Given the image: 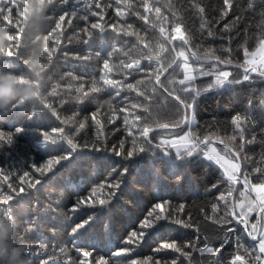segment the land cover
Wrapping results in <instances>:
<instances>
[{"label": "trees", "instance_id": "16d2710c", "mask_svg": "<svg viewBox=\"0 0 264 264\" xmlns=\"http://www.w3.org/2000/svg\"><path fill=\"white\" fill-rule=\"evenodd\" d=\"M36 2L40 5V10H30V18L27 21L36 40L24 41L22 44L24 57L28 56L29 48L40 43L41 35L51 32L59 15L64 11L71 13L73 9H83L88 0H68L67 4L56 3L54 11L50 10L51 5L48 4V0H36ZM10 3L15 8L16 5H27L29 0H10ZM101 3H114V0H101ZM160 3L164 7L169 3V0H160ZM172 3L180 10L184 24L193 34L192 46L194 50L198 49L202 56L205 51L211 49L215 55L232 61L230 64H225L226 67H222L216 65L215 62H196L190 58L189 64L193 67L192 75L195 76L191 87L199 89L201 94L195 99L184 92H179V95L187 98L188 102L194 105L190 110H192L195 125L189 130L186 124L181 131L154 133L152 134L154 137L153 146L149 151L140 153L130 160H124L111 156V146L114 144L118 146L122 139L126 140V146H131L128 143L131 138L126 136L123 120L125 114L121 113L120 119L115 122H108L111 111L105 106L101 110L103 115L98 117L104 121L103 136H100L99 140L101 143L107 144L109 151L103 155L111 156V161H102L98 159L102 155L101 153L81 147L77 153L73 154L74 159L61 162L58 171L40 177L42 183L36 189H28L16 197L12 202L16 225L0 217V250L3 251V255L0 256V264H17L19 260L29 264L32 259L35 260V264H39L40 259H47L50 256L56 258L50 264H64L68 257H71V264H79V261L84 257L80 255L77 244L85 247L92 243L96 245L93 250L94 257L105 256L111 260V264H120V261L127 258L113 257L112 253L118 248L125 247L122 242L123 237L138 227L140 221L155 203L165 201L170 204L173 216L190 223L192 227L184 228L168 223L165 229L156 232L147 239V243L136 248L133 253L134 258L143 260L151 256L154 261L155 259L178 257L177 264H216L220 257L212 256L206 251L201 253L193 248L185 249L191 253L190 259H186L170 250L155 253L153 249L163 242H175L180 246L191 243L195 248H204L205 245L220 248L227 237L228 243H224L222 248V256L226 264L236 251L237 241L249 248L255 245L256 242H251L242 227L235 223L224 227L213 223V219H219L224 215V204L218 201L217 197L227 188V182L218 165L207 161L201 154L199 160L193 163L190 173L186 174L176 167L179 161L174 162L175 154L170 147L167 150L172 153L169 156L172 161L164 156L162 150L154 146L160 143L161 137L178 136L190 132L192 137L201 139L206 137L212 141L222 139L230 146L238 147L242 130L245 140H252L255 137L254 142L246 143L244 147L242 155L250 157V159L244 164L243 174L248 175L253 183L264 181V175L253 171L260 167L261 172H264V106L259 102L260 97L264 95V78L249 73L252 79L248 81L204 91L215 80L216 74L221 69L231 72V79L242 80L244 67L239 65H243L245 60V48L248 50L247 59H249L251 53L259 48L260 37L264 35V24L261 23L264 19L262 17L264 0H232L233 7L223 18L221 17L223 0H195V3L204 7L203 14L192 7V0H172ZM250 3L254 4L251 9L248 7ZM97 11L99 10L97 9ZM80 14L83 13H78V15ZM48 16L51 17L49 21ZM237 16L241 17L239 21L236 20ZM67 19H71V24L65 22L63 36L57 34L56 38L61 42V46L53 54V65L48 71V76L51 79L49 80L46 76L47 83L43 92L48 102L60 112L61 116H71L74 112H79L80 115L77 119L82 120L85 116L89 117L88 126L75 137V140L81 146L91 145L97 140L98 129L91 122L90 112L94 111L97 105L77 104L72 99L76 95L75 87L83 83L85 89H89L93 79L98 81V86H102L103 81L99 77L102 74L103 60L107 58L108 52L112 51V45L121 51L112 53L110 66L118 64L120 60H128L124 51L131 47V43H135V37L117 35L111 31L109 26L120 20L115 16L114 9L111 8H105L104 21H101L98 16H89L87 23L79 19L78 16L67 17ZM128 20L138 27H144L142 21L137 20L134 16H129ZM0 23L9 24L7 20L0 21ZM16 23L22 27L25 23V11L22 10L18 15ZM92 23L103 24L104 31L92 29ZM201 23H205L204 29H201ZM225 25H228L227 29ZM85 27L89 28L90 36L83 33L82 29ZM11 31H16V24L11 26ZM209 31L212 33L211 36L208 35ZM105 41L108 46L106 50H102ZM125 41H131V43H125ZM49 43L51 44L52 41ZM43 44L45 46V41ZM225 49H230V52H226ZM98 53L99 55H97ZM81 57H87V59H81ZM200 61L209 60L200 59ZM17 63L19 69L23 70L22 63L19 61ZM143 66H149L147 61L143 62ZM9 67L16 70L13 65H9ZM68 72L73 73L77 79L73 80L72 77L66 76L65 74ZM203 72H208L210 75H202ZM6 73L10 72L0 69V77ZM106 75L111 76L113 73H106ZM142 76L143 73H136L127 82L135 83ZM183 76V69H177L171 76L166 73L163 80L166 86L171 89L173 85L168 84V81L172 79L178 81ZM116 78L122 79V76L117 75ZM57 83L61 85L58 89L60 95L49 96L48 93ZM68 84L74 85L70 92L67 88ZM175 88H180L178 83L175 84ZM161 93L163 91L158 90L154 96L153 111L158 113V118L163 122H176L181 125V107L167 95ZM101 95L104 99L108 98L107 93ZM192 95L195 93L193 92ZM125 96L133 102L143 100L142 97H136L135 92L128 89H124L121 92V97H118L117 100L126 105L127 101L122 99ZM62 101L66 102L62 104ZM144 103L148 102L144 101ZM31 107H37L35 102H32ZM85 108L87 111L83 110ZM19 110L20 112L16 115L12 112L6 115L8 108H0V130L14 132L15 126H23L27 129L24 133L16 136L14 146L4 145L0 148V168L6 172L23 174L28 171L31 173L33 165L44 163L49 158L45 154V149L37 147L42 139L39 137V131H34L37 129V123L41 125L39 130H43V125H47L49 120L54 125H58L59 122L45 110L47 118L32 123L27 119L28 112H24L28 111V105L26 104ZM188 112L189 110L187 115ZM139 114L146 115V113ZM237 115L242 118L246 117L241 128H237L231 123V120ZM75 127H78V124H73L68 130L74 131ZM233 135L237 137L235 141L231 140ZM63 147L67 150L66 144ZM161 147L165 150L164 146ZM214 147L217 152L229 155L225 149ZM112 161L114 162L113 166L117 169H120L122 165L127 168L126 185L122 187L118 200L112 204L110 210L99 204L94 209H85L93 215L95 223L88 228L82 240H75L71 234V228L79 213L73 214L71 206L78 198L90 195V191L94 187L97 188V200L104 197V190H101L98 185L107 179V173L103 172V168L106 163ZM243 174L241 179H243ZM34 175L39 176L40 174L34 173ZM14 182L19 183V181ZM213 185H217L219 190ZM242 187V185H238L237 188L242 189ZM0 188L8 191L6 184L0 185ZM234 195L237 200L240 199L239 192ZM228 199L231 202V197ZM57 200L60 201L59 204L55 203ZM49 204L56 207L58 211H46ZM213 204L217 205L216 212L212 209ZM180 205L184 206L182 211ZM227 227H232L235 231L227 232Z\"/></svg>", "mask_w": 264, "mask_h": 264}, {"label": "snow or ice", "instance_id": "6c2138e0", "mask_svg": "<svg viewBox=\"0 0 264 264\" xmlns=\"http://www.w3.org/2000/svg\"><path fill=\"white\" fill-rule=\"evenodd\" d=\"M67 2L68 0H54L51 3L50 10H55L56 3L67 4ZM192 7L200 14L205 12L204 7L195 3V0H192ZM232 7V0H223L221 17L227 16L228 11ZM248 7L251 9L254 7V4L250 3ZM105 8L114 9L115 16L120 18L116 24L109 26L111 31L117 35L135 37V43L125 41V43H131V47L127 51H124V55L128 57V60H120L118 64L110 66L112 53L121 51V49L112 45V51L108 52L107 58L103 60L102 74L99 77L103 81L102 86H98V81L93 79L92 86L89 89H85L83 83L75 87L76 95L72 99L77 104L84 105L90 103L97 105L96 109L90 112L91 122L98 129L97 140L91 145L85 144L81 146L75 140V137L80 135L82 130L88 126L87 121L89 117L85 116L84 119L79 120L77 119L80 115L79 112H74L71 116H61L60 112L47 99L42 104V107L37 106L31 112L24 111L28 112L27 119L32 123L45 120L47 112H50L51 116L55 117L59 124L54 125L49 120L47 125H43V130H39L41 125L37 123V129H34V131H39V137L42 138L37 147L45 149V154L49 158L44 163L33 165L31 173L28 171L23 172V174L6 172L3 168H0V185L6 184L8 189V191H4L3 188H0V217H3L13 225H16V216L12 212V202L15 198L28 189H36L42 183L40 177L58 171L61 162L74 159L75 156L73 154L77 153L79 148H90L94 152L101 153L102 155L98 159L105 162L111 161V156L130 160L140 153L150 150L153 146L154 137L151 135L153 132H156L158 129L169 130L180 127V124L176 122H163L158 118V113L153 111L152 101L158 90L162 89L163 93H167L168 97H171L172 100L176 101L177 105L184 109V123L187 124V111L192 109L194 105L189 103L187 98L180 96L179 92L188 94L192 99L201 94L199 89L191 87V81L195 79V76L189 74L190 58L195 60H214L216 65L232 63L230 59L215 55L211 49L205 51L202 56L198 49H193V34L184 24L181 12L175 7L172 0H169V3L164 7L161 6L160 0H114V3L108 4H102L101 0H88L84 4L83 9H73L71 13L64 11L63 14L59 15V18L55 22V27L51 29V32L44 35V61L47 66L46 76H48L50 66L53 65V54L61 46V42L56 38L57 34L63 36V24L65 22L71 24V19L66 20V18L78 16L79 19L87 23L89 16H98L101 21H104ZM21 11L20 5H16L13 8L10 0H0V21L7 20L9 22L7 25L0 23V27H7L9 37L7 49L0 52V69L17 74L23 71L19 69L17 61L22 62L24 58L22 51L23 32L19 24L16 23ZM78 13L83 14L78 15ZM129 16H134L137 20L142 21L144 27L141 28L134 25V23L128 20ZM262 17H264V13H262ZM50 19L51 17L48 16V21ZM240 19L241 17H236L237 21ZM261 23L264 24V19H262ZM13 24H16L15 32L11 31ZM200 27L204 29L206 27L205 23H201ZM91 28L104 31L103 24L92 23ZM225 28L227 29L228 25H225ZM82 31L85 35H91L88 27L83 28ZM208 35L211 36L212 33L209 31ZM49 41H52V43L50 44ZM107 46V41H105L104 49L102 50H106ZM225 51L230 52V49H225ZM188 53H191V57ZM257 54H259V65L256 62ZM248 55V50L245 48V60L243 65H239L244 67L242 80L231 79L232 73L221 69L216 74L215 80L204 91L212 88L218 89L221 86L241 81H248L252 79L249 73H255L259 77L264 78V35L260 37V47L256 52L251 53L253 57L251 61L247 59ZM81 59H87V57H81ZM144 61H147L148 67L143 66ZM9 65H13L16 70L10 68ZM177 69H183L184 76L178 79V81L176 79L169 80L168 84L173 85L170 89L166 86L162 77H165L166 73L171 76ZM106 73H113V75L109 76ZM136 73H143V76L137 79L135 83L127 82ZM201 74L210 75L208 72ZM65 75L72 77L73 80L77 79L71 72ZM117 75L122 76V79H117ZM48 79L50 80L51 77L48 76ZM20 82L22 83L23 81ZM177 83L180 86L179 89L175 88V84ZM60 87L59 83L55 84L48 95L53 97L59 96L60 92L58 89ZM73 87L74 85L72 84L67 85L69 92ZM124 89L135 92L136 97H142L143 100L133 102L129 97L125 96L122 99L123 101H127V104H122L117 98L121 97V92ZM193 92L195 95H192ZM104 93H107V99L102 98L101 94ZM144 101L148 103L146 104ZM65 102L62 101L61 103ZM259 102L264 106V95L260 97ZM105 106L111 111L108 122H115V120L120 119L121 113L125 114L123 120L126 136L131 138L128 141L131 145L130 147L126 146V140L124 139L120 140L118 146L112 145L111 156L103 155L109 151V148L106 143H101L99 140V137L103 136L104 121L98 117L103 115L101 110ZM12 107L14 115L20 112L19 108L15 105ZM83 110L87 111L86 108ZM139 113H146V115ZM244 119L246 117L242 118L240 115H237L231 120V123L237 128H241ZM73 124H78V127H75L74 131H69L68 129ZM26 130V127L23 126H15L14 132L0 130V148L4 145L14 146L16 136L24 133ZM236 139L235 135L231 137L232 141ZM239 139L240 144L238 147L230 146L222 139L219 141L224 144V149L229 155H221L214 147L210 151L207 150L208 139L206 137L203 139L192 137L190 132L174 139H161L160 143L156 144L155 147L160 148L164 146L165 155L168 156H171L172 153L167 149L169 147L175 149V158L179 161L176 167L186 174L190 173L193 163L199 160L201 154L204 159L214 162L223 170L227 188L226 191L220 193L217 200L224 204V215L219 217V219H213V223H218L221 227L235 223V225L242 227L243 231L252 241L256 242L253 247L249 248L237 241L236 251L231 259L227 260L226 264H264V230H262L264 229V181L253 183L248 175L243 174L244 164L250 159V157L242 155L244 147L246 143L250 144L254 142L255 137L252 140H245L243 131L241 130ZM64 144L67 145V150L64 149ZM201 144L205 147L201 148ZM113 164V161L105 164L103 172L107 173V179L104 183L98 185L101 190H104V197L97 200V188L94 187L91 189L90 195L78 198L71 206L73 214L79 213V216L75 217L73 221L74 226L71 228V234L75 240H82L88 228L92 227L95 223L93 215L85 209H94L99 204L103 208L110 210L112 204L118 200L122 187L126 185L127 168L122 165L120 169H117ZM253 171L264 175L260 167L253 169ZM34 173H39L40 175L36 176ZM242 174L243 179L240 178ZM14 181H19V183L17 184ZM241 184L243 185L242 189L234 187ZM213 187L219 190L217 185H213ZM236 192H239V200L234 195ZM229 197H231V202H229ZM55 203L59 204L60 201L57 200ZM183 207V205H180L181 211ZM212 209L216 212L217 205L213 204ZM46 211L56 212L58 210L52 204H49ZM76 220H79V222H76ZM168 223L177 224L184 228L192 227L190 223L172 215L168 202L155 203L152 209L140 221L138 227L123 237L122 242L125 247L116 249L112 253V256L127 258L120 261V264H150V262H153V264H177L178 257L155 259L153 261V257L151 256L143 260L134 258L133 256L136 248L147 243V239L156 232L165 229ZM226 231L234 232L235 229L227 227ZM224 243H228L227 237H225ZM224 243H222L220 248H212L207 245L204 248H195L191 243L180 246L175 242H163L158 247H155L153 251L161 253L170 250L173 253H178L179 256L190 259L191 253L185 249L193 248L195 251H200L201 253L206 251L212 256H218L220 258L216 261V264H225L222 256ZM95 248V243L85 247L77 244L80 255L84 257V259L79 261V264H111V260L105 256L94 257L93 250ZM32 255L35 256L36 254ZM55 259V257L51 256L47 259H40L39 264H50ZM29 264H35V260H30ZM64 264H71V257H68L64 261Z\"/></svg>", "mask_w": 264, "mask_h": 264}, {"label": "clouds", "instance_id": "9594fccd", "mask_svg": "<svg viewBox=\"0 0 264 264\" xmlns=\"http://www.w3.org/2000/svg\"><path fill=\"white\" fill-rule=\"evenodd\" d=\"M54 0H48V4L51 5ZM21 10L25 11V23L22 25V44L25 40H36V36L33 31L29 29L27 21L30 18V10H40V5L36 0H29L27 5H20ZM7 27H0V52L7 49L8 43ZM40 43L34 47L28 49V56L23 58L22 66L23 71L17 73H6L3 77H0V108H8V115L13 111V105L17 108H23L28 105V112H31L32 102H35L37 106H41L46 102V96L44 95V87L47 82L46 71L47 66L44 61L43 41L44 34L40 36ZM39 65V68H37ZM23 81V84L20 83ZM15 85V87H14ZM242 185V184H241ZM243 186V185H242ZM3 255V251L0 250V256ZM15 259V254H14ZM17 264H27L26 261L19 260Z\"/></svg>", "mask_w": 264, "mask_h": 264}, {"label": "water", "instance_id": "95a60500", "mask_svg": "<svg viewBox=\"0 0 264 264\" xmlns=\"http://www.w3.org/2000/svg\"><path fill=\"white\" fill-rule=\"evenodd\" d=\"M189 54V56L191 57V53H188ZM192 60H194V61H196V62H205V63H213V62H215V61H213V60H209V61H200V60H195V59H192ZM222 67H226V65L225 64H220ZM170 71V70H169ZM252 74H255V73H252ZM166 75V74H165ZM255 75H257V74H255ZM162 79H163V77H162ZM161 91H163L162 89H161ZM165 95H167V93H164ZM168 97V96H167ZM170 99H172L171 97H169ZM174 101V100H173ZM176 102V101H175ZM181 109H182V124L180 125V127H177V128H175V129H169V130H164V129H158L156 132H153L152 134H154V133H162V132H171V131H181L184 127H185V123H184V118H185V111H184V109L181 107ZM151 134V135H152ZM209 141V143L208 144H212V145H214V146H217V147H220V148H222V149H224V144L223 143H220L219 141H212V140H208ZM155 147V146H154ZM200 147L201 148H204L205 146L203 145V144H201L200 145ZM158 149H160V150H162L163 151V154H164V156L169 160V161H172V159L168 156V155H165V150H163L162 149V147H160V148H158ZM174 162H178L177 160H174ZM241 178V177H240ZM235 187H238V185H235ZM249 239H250V241L251 242H255V241H252L251 240V238L250 237H248Z\"/></svg>", "mask_w": 264, "mask_h": 264}, {"label": "rangeland", "instance_id": "374dc122", "mask_svg": "<svg viewBox=\"0 0 264 264\" xmlns=\"http://www.w3.org/2000/svg\"><path fill=\"white\" fill-rule=\"evenodd\" d=\"M253 58L250 59V61L252 60ZM192 69L193 67L190 65V72L189 74H192ZM193 82V81H191ZM187 120H188V123H187V127H188V130L189 128L193 127L195 125V119L193 117V113H192V110L189 109V112H188V115H187ZM186 133H189V132H186ZM185 134V133H184ZM184 134H181V135H178V136H183ZM177 135H167V136H164V137H161L160 138V141L161 139H165V140H169V139H174L176 137H178ZM214 147V145L212 146V144H210L209 146H207V150H211L212 148ZM215 148V147H214ZM172 149V148H171ZM172 151L174 152L175 154V149H172ZM219 152V151H218ZM221 155H225L224 153L222 152H219ZM214 163V162H213ZM215 164V163H214ZM217 165V164H216ZM219 167V166H218ZM219 169L222 171L223 173V170L219 167ZM224 175V174H223Z\"/></svg>", "mask_w": 264, "mask_h": 264}, {"label": "crops", "instance_id": "0c3cea01", "mask_svg": "<svg viewBox=\"0 0 264 264\" xmlns=\"http://www.w3.org/2000/svg\"><path fill=\"white\" fill-rule=\"evenodd\" d=\"M259 47H260V46H259ZM256 51H257V50H256ZM256 51H255V52H256ZM257 57H259V54H257ZM257 57H256V58H257ZM251 58H253V57L251 56V57L249 58V60H250ZM253 196H254V194H253ZM262 230H264V229H262Z\"/></svg>", "mask_w": 264, "mask_h": 264}, {"label": "built area", "instance_id": "2783aa9c", "mask_svg": "<svg viewBox=\"0 0 264 264\" xmlns=\"http://www.w3.org/2000/svg\"><path fill=\"white\" fill-rule=\"evenodd\" d=\"M257 65H259V57L256 58Z\"/></svg>", "mask_w": 264, "mask_h": 264}]
</instances>
